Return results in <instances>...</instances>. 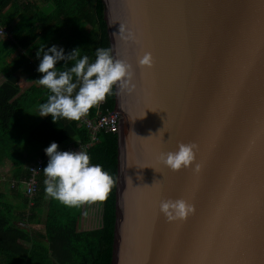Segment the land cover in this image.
<instances>
[{
  "label": "water",
  "instance_id": "water-1",
  "mask_svg": "<svg viewBox=\"0 0 264 264\" xmlns=\"http://www.w3.org/2000/svg\"><path fill=\"white\" fill-rule=\"evenodd\" d=\"M102 1L111 55L135 73L115 86L112 264H264V0ZM179 143L196 160L173 172L159 156ZM166 199L194 212L169 222Z\"/></svg>",
  "mask_w": 264,
  "mask_h": 264
},
{
  "label": "trees",
  "instance_id": "trees-1",
  "mask_svg": "<svg viewBox=\"0 0 264 264\" xmlns=\"http://www.w3.org/2000/svg\"><path fill=\"white\" fill-rule=\"evenodd\" d=\"M40 1L42 6L39 0H0V24L12 32L14 19L25 13L17 27L16 43L8 40L0 46V163L8 158L15 169L14 179L20 181L28 177L22 143L30 133L48 145L89 142V133L79 127V121L61 118L53 123L50 116L38 114L51 93L36 82L42 76L38 67L43 55L41 52L38 58L37 51L55 46L67 56L78 50V58L87 55L94 62L98 48L111 50L102 0ZM74 64V60L66 64L59 61L56 67L64 71ZM114 109L115 87L87 117ZM85 152L92 164L101 165L116 180L108 200L101 205V225L82 227V210L48 197L43 172L32 206L23 191L12 188L14 199H10L0 186V264H112L118 132L102 131ZM42 156L47 158L46 152Z\"/></svg>",
  "mask_w": 264,
  "mask_h": 264
},
{
  "label": "clouds",
  "instance_id": "clouds-1",
  "mask_svg": "<svg viewBox=\"0 0 264 264\" xmlns=\"http://www.w3.org/2000/svg\"><path fill=\"white\" fill-rule=\"evenodd\" d=\"M123 33L124 29L120 26L116 38L135 40L131 32L127 35ZM41 52L43 55L38 72L42 74V78L36 82L51 94L47 102L40 105V117L50 116L53 123L61 118L80 121L92 108L105 102L117 85L122 92L135 89L132 65L124 60L114 59L110 49L98 48L94 62H90L87 55L78 58V50L65 56L63 49L57 50L53 46L47 51L38 50V58L41 57ZM73 60L75 64L68 70L61 71L56 67L59 61H65L66 64ZM138 64L141 69H151L154 66L152 54L145 52L138 57ZM196 149L195 143H179L177 151L162 153L159 161L170 171L179 172L192 167L196 160ZM45 152L49 158L43 169L46 177L45 193L48 197L76 209L108 200L116 180L101 165L92 164L86 152H61L55 142ZM199 170L200 165L196 164L195 171ZM159 209L169 222L183 220L194 212V207L184 199L162 200ZM84 214L87 215V212Z\"/></svg>",
  "mask_w": 264,
  "mask_h": 264
},
{
  "label": "crops",
  "instance_id": "crops-1",
  "mask_svg": "<svg viewBox=\"0 0 264 264\" xmlns=\"http://www.w3.org/2000/svg\"><path fill=\"white\" fill-rule=\"evenodd\" d=\"M39 4L41 6L43 5L40 0H39ZM24 17H25V13L21 12L14 19V21L11 24V27L13 28L14 31L9 32V36L7 37V40H11V41H13V43H16L15 34L18 31L17 27L20 24L21 20H23ZM41 78H42V76L40 78H38V80ZM38 114H40V111H38ZM34 131H36V130H34ZM39 139H40L39 137H36V135H33L32 133H30L22 143V147L24 148V153L22 155V158L25 160L26 166L33 163L36 159L43 157L42 155L45 152V149L50 146L47 143L44 144V143L40 142ZM58 151H61V152H64V151L79 152V151H83V150L80 148L79 145H74V144H71L68 142V143H64V144H59L58 145ZM83 152H85V151H83ZM46 157L48 158V156H46ZM2 161L3 162L0 163V175L2 176V177H0V186L5 190L8 198L14 199V197L12 196L13 194H11V189L17 188V190L19 192L23 191L24 186L22 184V181L25 178L22 181L14 179L15 169H14L12 162L8 158L3 159ZM47 164H48V162L46 163L45 167L47 166ZM26 166H25V170H26ZM43 175H44V173H43ZM44 177H45V175H44ZM45 179H46V177H45ZM14 184H15V187H13ZM80 210H82V209H80ZM94 216L95 217H92V215H90L89 217L83 216L82 217L83 218L82 219V225H83L82 227L92 228V227L100 226L102 216H100L99 218L96 215H94ZM86 220H88V222ZM28 227L31 230L32 226H28ZM33 228H35V227H33Z\"/></svg>",
  "mask_w": 264,
  "mask_h": 264
},
{
  "label": "built area",
  "instance_id": "built-area-1",
  "mask_svg": "<svg viewBox=\"0 0 264 264\" xmlns=\"http://www.w3.org/2000/svg\"><path fill=\"white\" fill-rule=\"evenodd\" d=\"M9 29L0 24V37L9 36ZM79 127L86 129L89 133V142L86 144L79 145L80 148L85 151L87 147L98 140V135L102 131L104 132H118L119 129V116L115 111L107 114L97 113L95 118H88L87 116L79 121ZM48 158L40 157L33 163L26 167L28 177H26L22 184L24 186L23 192L25 197L29 201V205L32 206L34 198L38 193L40 186L39 176L43 172ZM15 187V184L14 186Z\"/></svg>",
  "mask_w": 264,
  "mask_h": 264
},
{
  "label": "rangeland",
  "instance_id": "rangeland-1",
  "mask_svg": "<svg viewBox=\"0 0 264 264\" xmlns=\"http://www.w3.org/2000/svg\"><path fill=\"white\" fill-rule=\"evenodd\" d=\"M9 31L12 32V30L9 28ZM96 32H97V29H96ZM8 40L6 39L5 36H2L0 37V46L7 42ZM0 177H2L0 175ZM101 205L102 203H97V204H93V205H90V206H84L83 208H80L82 209V215L85 217H89L90 215H92V217H95L94 215L98 216V218L102 215V210H101ZM87 212V215H85L84 213ZM94 214V215H93ZM88 222V220H86ZM18 224H21V221H18L17 222ZM34 226H32L31 230L34 231L35 229L37 228H33ZM38 230V229H37Z\"/></svg>",
  "mask_w": 264,
  "mask_h": 264
}]
</instances>
